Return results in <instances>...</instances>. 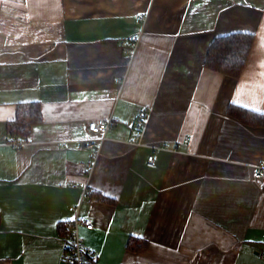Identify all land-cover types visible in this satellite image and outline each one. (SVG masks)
<instances>
[{
  "label": "crops",
  "instance_id": "obj_1",
  "mask_svg": "<svg viewBox=\"0 0 264 264\" xmlns=\"http://www.w3.org/2000/svg\"><path fill=\"white\" fill-rule=\"evenodd\" d=\"M241 32L242 75L206 68L215 38ZM29 102L44 121L14 147ZM230 105L264 115V0H0V264H66L77 216L96 264H264V124Z\"/></svg>",
  "mask_w": 264,
  "mask_h": 264
},
{
  "label": "trees",
  "instance_id": "obj_2",
  "mask_svg": "<svg viewBox=\"0 0 264 264\" xmlns=\"http://www.w3.org/2000/svg\"><path fill=\"white\" fill-rule=\"evenodd\" d=\"M255 37L248 33H234L225 37H217L207 52L205 67L224 75L239 78L245 70V65L252 54ZM229 114L242 123L253 126L264 124V115L246 108L230 105ZM42 106L39 102H29L18 106L15 120L9 123V134L14 138L18 136L22 142H28L31 131L35 125L43 123ZM107 198L101 197L105 201ZM63 226L62 229H64ZM135 243V241H133ZM131 245H134L130 242ZM142 245H137L139 248Z\"/></svg>",
  "mask_w": 264,
  "mask_h": 264
},
{
  "label": "built area",
  "instance_id": "obj_3",
  "mask_svg": "<svg viewBox=\"0 0 264 264\" xmlns=\"http://www.w3.org/2000/svg\"><path fill=\"white\" fill-rule=\"evenodd\" d=\"M141 20H145L146 17L142 16L140 18ZM140 36H132L130 37V49L133 53H135L139 47L140 44ZM119 82V81H118ZM146 115L138 119L135 122V140L134 142L137 144H142V138L146 130ZM114 127V121L112 119H101L98 121H92L88 124V130L95 135L99 137L106 136L110 131H112ZM186 143H188L190 140L189 138H186L184 140ZM11 144L14 147H19L26 142H22L21 139L16 136L12 141ZM84 145L87 147L92 148V159L94 162H91L89 164H84V166L91 171L94 167V164L96 160L98 159L99 155V149L96 148L95 144L91 142H85ZM155 159L154 155H150L149 162L153 163ZM255 179L256 180H264V163L261 162L259 165L255 168ZM95 226L94 221L90 218L84 217V216H77L76 219H74L72 222L65 225L63 231V240H64V246H65V255L64 260L66 261V264H96V259L94 255V251L91 250L85 243L84 238L81 234V228H86L88 230L93 229ZM262 257L264 258V254H262Z\"/></svg>",
  "mask_w": 264,
  "mask_h": 264
}]
</instances>
